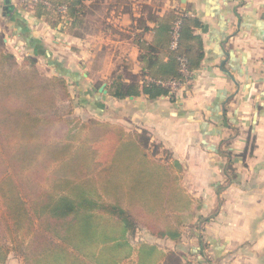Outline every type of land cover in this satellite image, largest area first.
Here are the masks:
<instances>
[{
  "label": "crops",
  "instance_id": "0c3cea01",
  "mask_svg": "<svg viewBox=\"0 0 264 264\" xmlns=\"http://www.w3.org/2000/svg\"><path fill=\"white\" fill-rule=\"evenodd\" d=\"M76 1L74 15L57 25L15 0L3 1L2 16L27 54L43 57L53 74L75 75L66 78L82 90L83 114L127 132L146 131L188 200L169 214L177 235L156 236L140 225L128 235L130 256L119 264H138L142 245L157 251L149 264H165L172 254L181 264H264V0ZM10 6L13 18L5 16ZM177 12L191 19L185 29L194 37L184 42L191 78L150 98L142 86L154 79L142 74L141 54L149 47L167 62ZM111 71L137 80L139 93L111 97Z\"/></svg>",
  "mask_w": 264,
  "mask_h": 264
},
{
  "label": "trees",
  "instance_id": "16d2710c",
  "mask_svg": "<svg viewBox=\"0 0 264 264\" xmlns=\"http://www.w3.org/2000/svg\"><path fill=\"white\" fill-rule=\"evenodd\" d=\"M48 1L65 3L71 16L78 2ZM12 10L10 6L5 16L13 18ZM27 10L44 20L52 18L54 25L61 21L52 7L41 3ZM178 17L177 12L168 30L167 62L149 47L141 54L147 71L142 74L154 79L142 86L150 98L170 91L156 81L185 80L179 72V55L187 58V80L191 78L193 65L184 44L194 37L185 29L191 19L182 17L178 45L175 49L169 45ZM15 27L26 38L23 24L16 22ZM27 59L33 63L35 57ZM66 76L75 81L65 69L43 76L34 65L21 67L0 37V264L10 251L20 254L25 264H119L132 251L129 234L142 225L153 235L175 236L177 228L169 222V214L188 207L177 174L158 157L159 146L144 130L127 132L118 124L89 119L91 126L113 128L116 145L109 155L103 153L96 171L69 175L84 122L70 117V103L59 105L70 99ZM107 92L123 99L137 95L139 84L116 76L108 81ZM140 247L138 264H149L157 251Z\"/></svg>",
  "mask_w": 264,
  "mask_h": 264
},
{
  "label": "rangeland",
  "instance_id": "374dc122",
  "mask_svg": "<svg viewBox=\"0 0 264 264\" xmlns=\"http://www.w3.org/2000/svg\"><path fill=\"white\" fill-rule=\"evenodd\" d=\"M15 1L16 2L14 3V5H17V7L19 8L27 10L28 7H30V5H26L24 1L21 0H15ZM64 5L66 6L65 3ZM2 11H3V1L0 0V37L2 38V42L4 43L5 50L12 53L15 56L16 61L21 67L22 66L30 67L31 64L34 65L37 71L43 76L55 75L53 74V71L49 69L43 57H39V59H34L33 63H29V60L27 58L31 56L28 57L29 54H27L28 49L26 48V45L24 44L22 39L17 38L18 35H15L13 33L11 24L8 23L7 20L2 16ZM61 14H63V16H65L66 19L67 6L65 13H61ZM102 51H105V49H102ZM113 77H115L114 73L111 74L109 80H112ZM81 87H82L81 89L84 88L83 86ZM68 89L70 92V99L65 102L60 101L59 105H61L62 103L64 104L70 103V105H72L70 117L71 118L77 117L80 119V123L84 122V127L80 129V133L77 137V141L75 142L76 143L75 149L72 152V157L70 159L69 175L73 177H77V176H84L88 172L96 171L98 169L97 166L99 165L98 163H100L101 161L100 158L103 155V153L104 154L108 153L109 155L110 153L113 152L114 150L113 144L116 145V137H114L113 135L114 134L113 128L110 129L103 127L105 124L104 125L101 124L100 127L99 126L94 127L88 124L89 119L101 121V123L106 121L98 120L96 116L92 117L83 114L81 108L78 106L83 97L82 90L81 92H77L74 87H71L70 84H68ZM152 150L153 148L150 149L151 153L153 152ZM1 210H2V203L0 200V211ZM187 227L188 226L185 225L183 228L184 229L186 228L187 231ZM139 230H141V228H139ZM184 238L186 240V236H184ZM164 263L181 264V260L178 255L172 254L168 256V258ZM3 264H25V263L23 257L20 254L10 251L7 253Z\"/></svg>",
  "mask_w": 264,
  "mask_h": 264
},
{
  "label": "built area",
  "instance_id": "2783aa9c",
  "mask_svg": "<svg viewBox=\"0 0 264 264\" xmlns=\"http://www.w3.org/2000/svg\"><path fill=\"white\" fill-rule=\"evenodd\" d=\"M21 1H24L26 5H32L34 3H41L48 7H52L53 10L57 14H59L60 17L65 19V16L61 14V13H65L66 11V6L64 4L53 5L48 0H21ZM185 16H186L185 13H179V17L176 19V21L173 24V27L171 30V39H170V44H169L171 49H175L178 45L179 36H180L179 35L180 22H181L182 17H185ZM177 60L179 64V72L187 81V76H188L187 58L183 55H179L177 56ZM156 83L167 85L171 91H173L174 89L180 86V80H169V81L158 80L156 81Z\"/></svg>",
  "mask_w": 264,
  "mask_h": 264
},
{
  "label": "water",
  "instance_id": "95a60500",
  "mask_svg": "<svg viewBox=\"0 0 264 264\" xmlns=\"http://www.w3.org/2000/svg\"><path fill=\"white\" fill-rule=\"evenodd\" d=\"M5 5H9L10 4V0H3ZM7 8V7H6ZM104 88V85H102L100 88H99V91L101 92H106V90L103 89Z\"/></svg>",
  "mask_w": 264,
  "mask_h": 264
}]
</instances>
